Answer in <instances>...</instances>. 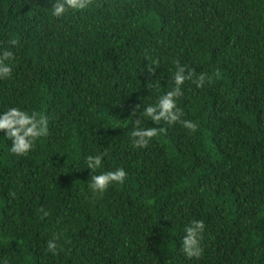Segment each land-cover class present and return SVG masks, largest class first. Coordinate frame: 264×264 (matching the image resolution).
<instances>
[{
  "label": "trees",
  "instance_id": "16d2710c",
  "mask_svg": "<svg viewBox=\"0 0 264 264\" xmlns=\"http://www.w3.org/2000/svg\"><path fill=\"white\" fill-rule=\"evenodd\" d=\"M49 7L0 0V50L14 53L0 111L48 119L25 156L0 132V264H264V0ZM177 61L195 73L177 105L197 131L145 119L159 134L135 148L131 113L170 90ZM105 151L103 170L128 178L93 195L84 159ZM193 220L199 259L180 247Z\"/></svg>",
  "mask_w": 264,
  "mask_h": 264
},
{
  "label": "clouds",
  "instance_id": "9594fccd",
  "mask_svg": "<svg viewBox=\"0 0 264 264\" xmlns=\"http://www.w3.org/2000/svg\"><path fill=\"white\" fill-rule=\"evenodd\" d=\"M50 16L55 19L66 17L71 12L83 11L89 8L91 0H50ZM11 46H15L17 41L11 39ZM14 53L9 49L0 50V80L11 78L12 61ZM153 64L156 62L153 61ZM147 71L150 74L155 73L153 67ZM195 75L194 70L187 69L185 66L176 62V70L171 76L173 86L170 90L158 96L154 104L143 107L138 105L132 111L135 119V127L132 129L131 143L135 148H147L150 141L158 136L157 127H143L142 123L146 119L155 125L162 122L169 126L179 123L191 133L197 131L198 125L188 119H181L183 112L177 105L179 97L182 95V86L186 80H191ZM205 74L196 76L198 87L205 83ZM158 87V85H157ZM0 132L3 137L11 142L10 152L17 156L27 155L35 146L36 141L48 134V119L35 112L31 113L18 107H9L0 111ZM107 152L87 155L84 159L85 168L91 171L90 179L87 181L88 190L93 195H103L111 185L124 184L128 178L127 172L123 167H117L114 170L104 171V158ZM98 173V174H97ZM205 230L203 220H193L184 227V235L181 242V251L188 259H199L203 254L201 247L202 233ZM47 250L53 255L57 254V238L53 237L47 241ZM6 264V262H4Z\"/></svg>",
  "mask_w": 264,
  "mask_h": 264
}]
</instances>
